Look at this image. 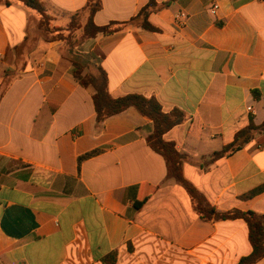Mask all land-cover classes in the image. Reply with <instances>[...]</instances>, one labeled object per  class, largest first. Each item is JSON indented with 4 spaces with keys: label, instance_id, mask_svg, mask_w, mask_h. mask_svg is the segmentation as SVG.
<instances>
[{
    "label": "crops",
    "instance_id": "crops-1",
    "mask_svg": "<svg viewBox=\"0 0 264 264\" xmlns=\"http://www.w3.org/2000/svg\"><path fill=\"white\" fill-rule=\"evenodd\" d=\"M40 1L54 27L88 15L89 0ZM148 1L99 0L92 21L128 22ZM148 21L158 31L127 24L71 46L0 0V264H237L251 253L244 220H203L167 178L146 142L150 120L130 107L96 122L94 90L74 80L70 58L99 64L113 98L181 111L162 138L187 156L184 179L216 212L264 215V132L208 160L264 122V0H173Z\"/></svg>",
    "mask_w": 264,
    "mask_h": 264
},
{
    "label": "trees",
    "instance_id": "trees-1",
    "mask_svg": "<svg viewBox=\"0 0 264 264\" xmlns=\"http://www.w3.org/2000/svg\"><path fill=\"white\" fill-rule=\"evenodd\" d=\"M22 5L32 9L37 14V26L49 39L61 38L71 46H76L84 40L95 37L98 33L110 35L124 28L127 24H133L135 27L147 30L158 31L149 21V15L169 4L167 2L157 4L155 0H149L138 13L128 22H112L108 25L97 26L93 23L92 17L99 9V0H89L86 6L88 12L84 24L80 23L79 13L71 16L68 25L65 28L54 27L51 24V17L47 14L44 4L40 0H16ZM72 64L71 74L74 80L82 87H92V103L96 114V122L100 123L106 118L121 113L127 108L133 107L140 115L151 121L153 131L147 135L146 142L148 146L160 154L167 166V178L173 179L180 184L190 196L193 208L203 220H224V219H242L246 222L248 228V239L251 245V253L241 258L237 264H254L264 257V215L252 211L230 210L227 212H216L203 198V196L189 183L182 175V162L187 158L185 154L177 152L172 143L166 142L163 134L175 125L185 120L184 114L179 110H173L170 113H164L161 106L154 98H146L137 94H128L122 97L113 98L109 94L108 80L104 69L95 63H92V71H88L87 65H83L78 58H70ZM6 85V83L4 84ZM4 85H0V95L3 92ZM264 132V122L260 125H249L237 131L233 141L220 150L211 153L208 156L210 162L227 156L238 150L245 142L254 137L257 133ZM261 191L256 189L245 195L246 198L255 196ZM136 208L140 206L137 203Z\"/></svg>",
    "mask_w": 264,
    "mask_h": 264
},
{
    "label": "built area",
    "instance_id": "built-area-1",
    "mask_svg": "<svg viewBox=\"0 0 264 264\" xmlns=\"http://www.w3.org/2000/svg\"><path fill=\"white\" fill-rule=\"evenodd\" d=\"M216 9V5L213 4L212 8L210 9L211 13H214V10ZM185 19L186 16L183 13H179L176 18H175V23L179 26V27H183L185 24Z\"/></svg>",
    "mask_w": 264,
    "mask_h": 264
}]
</instances>
